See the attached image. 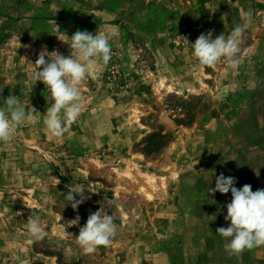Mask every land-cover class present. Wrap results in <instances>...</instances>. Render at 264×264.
Wrapping results in <instances>:
<instances>
[{
  "label": "rangeland",
  "instance_id": "obj_1",
  "mask_svg": "<svg viewBox=\"0 0 264 264\" xmlns=\"http://www.w3.org/2000/svg\"><path fill=\"white\" fill-rule=\"evenodd\" d=\"M245 11L239 67L201 65L191 43L227 36ZM77 30L108 34L111 58L95 61L84 110L50 138L32 64L44 47L70 55L60 39ZM0 88V106L11 94L26 112L0 141V264H264V245L225 250L216 229L230 224L231 193H209L221 173L264 189V0H0ZM73 187L86 188L76 210ZM99 208L117 231L85 253L79 227Z\"/></svg>",
  "mask_w": 264,
  "mask_h": 264
},
{
  "label": "clouds",
  "instance_id": "obj_2",
  "mask_svg": "<svg viewBox=\"0 0 264 264\" xmlns=\"http://www.w3.org/2000/svg\"><path fill=\"white\" fill-rule=\"evenodd\" d=\"M242 21L227 36L219 34L213 38L212 32L209 31L206 34H200L191 43L193 55L201 65L212 67L223 59L230 68L239 67L242 61L241 44L244 33L252 21V13L243 12ZM60 40L69 45L71 54L65 56L56 50L49 52L44 47L38 53L35 63L32 64L31 72L33 83L43 82L50 94L46 99H50L52 103L43 116L50 138L56 139L63 138L84 110L80 85L86 79L95 61L100 60L106 65L111 58L108 34L96 32L93 35L87 30H77L70 37L65 35ZM25 119V105H22L15 95H8L0 106V141L12 139ZM256 175H259L258 171ZM56 180L58 183V179ZM235 183L234 176L226 177L221 173L215 178V187L209 188V193L217 191L221 194L231 193V201L225 205L227 214L224 216L230 224L216 229V233L227 241L224 247L229 253H239L244 249L264 245V189L253 191L249 184L238 189L234 186ZM85 189L73 187L65 194L64 197L74 210L87 199ZM74 194L78 195L79 199ZM215 215L213 214V219ZM79 221L80 217L77 215L68 221V224L79 225ZM27 231L33 240L37 241L43 239L46 234L39 216L28 220ZM116 231L114 217L103 213L99 208L88 216L83 226L79 227L77 242L85 253H92L98 246H109Z\"/></svg>",
  "mask_w": 264,
  "mask_h": 264
}]
</instances>
